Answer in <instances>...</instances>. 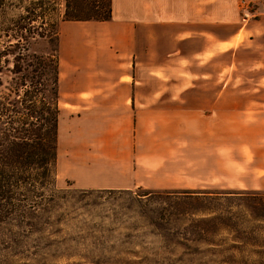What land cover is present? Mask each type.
Returning <instances> with one entry per match:
<instances>
[{"label":"crops","instance_id":"1","mask_svg":"<svg viewBox=\"0 0 264 264\" xmlns=\"http://www.w3.org/2000/svg\"><path fill=\"white\" fill-rule=\"evenodd\" d=\"M238 1L112 0L108 21L60 24L59 80H92L74 107L123 149L112 163L162 164L180 140L264 189V16L243 24Z\"/></svg>","mask_w":264,"mask_h":264},{"label":"rangeland","instance_id":"2","mask_svg":"<svg viewBox=\"0 0 264 264\" xmlns=\"http://www.w3.org/2000/svg\"><path fill=\"white\" fill-rule=\"evenodd\" d=\"M238 7L241 22L250 15L243 24L264 16V0ZM10 80L1 75L0 95ZM91 83L59 80L56 184L36 215L0 224V264H264V189L245 182L246 169L229 154L206 165L180 140L162 164L112 163L123 149L96 141L84 95L74 107Z\"/></svg>","mask_w":264,"mask_h":264},{"label":"trees","instance_id":"3","mask_svg":"<svg viewBox=\"0 0 264 264\" xmlns=\"http://www.w3.org/2000/svg\"><path fill=\"white\" fill-rule=\"evenodd\" d=\"M58 2L60 18L55 17ZM111 4L0 0V87L2 74L11 77L0 95V224L16 214L36 215L56 184L60 24L108 21ZM35 43L41 48L32 50Z\"/></svg>","mask_w":264,"mask_h":264},{"label":"built area","instance_id":"4","mask_svg":"<svg viewBox=\"0 0 264 264\" xmlns=\"http://www.w3.org/2000/svg\"><path fill=\"white\" fill-rule=\"evenodd\" d=\"M249 17H250L249 13L248 12H244L243 13V17H242V22H247Z\"/></svg>","mask_w":264,"mask_h":264}]
</instances>
